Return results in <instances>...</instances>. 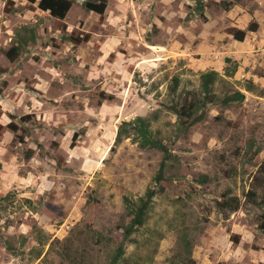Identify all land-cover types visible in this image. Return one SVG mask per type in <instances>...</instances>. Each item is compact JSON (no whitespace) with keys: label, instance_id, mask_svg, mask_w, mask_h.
<instances>
[{"label":"rangeland","instance_id":"1","mask_svg":"<svg viewBox=\"0 0 264 264\" xmlns=\"http://www.w3.org/2000/svg\"><path fill=\"white\" fill-rule=\"evenodd\" d=\"M39 1L0 0V264H264V191L246 197L264 161V0H106L103 16L72 0L64 20ZM208 73L216 98L245 100L180 117ZM138 117L168 153L141 146ZM161 186L124 239L126 199ZM226 195L238 211H219Z\"/></svg>","mask_w":264,"mask_h":264},{"label":"trees","instance_id":"2","mask_svg":"<svg viewBox=\"0 0 264 264\" xmlns=\"http://www.w3.org/2000/svg\"><path fill=\"white\" fill-rule=\"evenodd\" d=\"M11 3L12 2H10L9 4ZM9 4L8 6H6V9L9 8ZM73 5L74 2L72 0H40L38 3V8L41 11L49 12L50 15L57 20H64L67 17L70 10L72 9ZM222 6L225 8L226 11H229L233 6V2L223 1ZM84 7L89 12H95L96 14L103 16L107 9V2L106 0H100L98 4H94L92 2H86L84 3ZM201 9L203 10L202 7ZM256 30H257V24L253 23L250 26L249 31L255 32ZM245 36H246L245 31H238L235 34V38L239 41H243L245 39ZM7 56L11 62H14L19 57V47L16 46L11 50H9L7 52ZM214 78H215L214 73H208L202 76V87H203L205 101L197 100L196 102H192L189 107L183 105L180 109L174 108V110L176 111L177 114H179L180 117H185L187 113H193V111H196V109L200 110L208 106H217L220 104L221 105L236 104V103H241L245 100V95L239 91L228 93L222 99L216 98V96H214L212 92ZM196 122L197 120H193L190 126H192ZM125 124L129 125L136 132L137 140L140 142L142 147L156 148L162 151L163 153H168L167 146L163 144L161 141L154 138L148 120L143 119L142 117H138L136 120L131 122H126ZM11 127L13 129L16 128V126L13 125H11ZM127 135H128V130H125L124 132L123 131L119 132L117 138L118 141H122V139L124 137H127ZM32 155H33V150H29L27 158L28 159L31 158ZM163 165L164 164H162L156 179L158 181V184H160L163 181V170H164ZM204 181L206 180L204 179ZM164 190L165 189L162 186L159 188V190H156L155 188L152 189L150 188L146 196L139 200V203H134L126 199L132 218L129 225L125 229L124 239L127 238L135 228H140L144 225L147 212L150 208V205L154 197L158 194H162ZM259 190L264 191V161L258 170V174L253 179V188L250 191H248L246 197L251 201L257 200L259 197L258 196ZM225 197L226 198L223 203H218L220 212H223L224 210H228L229 212H236L240 209L241 203L238 197H228L227 195ZM260 203L263 204V202ZM261 229L264 231V220L261 224ZM123 253H124V249L123 246H121L114 259V263L117 259H119L123 255Z\"/></svg>","mask_w":264,"mask_h":264}]
</instances>
